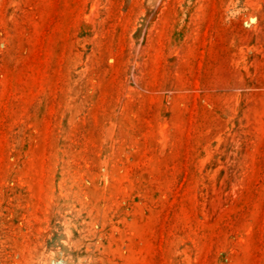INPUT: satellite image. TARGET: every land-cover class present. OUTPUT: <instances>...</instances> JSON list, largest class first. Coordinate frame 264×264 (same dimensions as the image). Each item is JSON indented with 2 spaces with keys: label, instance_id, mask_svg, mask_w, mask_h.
<instances>
[{
  "label": "rangeland",
  "instance_id": "obj_1",
  "mask_svg": "<svg viewBox=\"0 0 264 264\" xmlns=\"http://www.w3.org/2000/svg\"><path fill=\"white\" fill-rule=\"evenodd\" d=\"M0 264H264V0H0Z\"/></svg>",
  "mask_w": 264,
  "mask_h": 264
}]
</instances>
